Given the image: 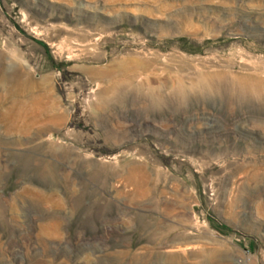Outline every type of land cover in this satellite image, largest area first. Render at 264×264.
I'll list each match as a JSON object with an SVG mask.
<instances>
[{"label": "rangeland", "instance_id": "obj_1", "mask_svg": "<svg viewBox=\"0 0 264 264\" xmlns=\"http://www.w3.org/2000/svg\"><path fill=\"white\" fill-rule=\"evenodd\" d=\"M0 264H264V0H0Z\"/></svg>", "mask_w": 264, "mask_h": 264}]
</instances>
